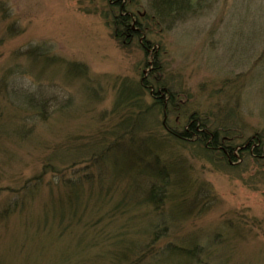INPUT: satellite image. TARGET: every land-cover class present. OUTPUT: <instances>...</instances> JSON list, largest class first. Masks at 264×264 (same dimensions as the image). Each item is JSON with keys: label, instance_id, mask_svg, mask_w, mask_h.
I'll list each match as a JSON object with an SVG mask.
<instances>
[{"label": "rangeland", "instance_id": "1", "mask_svg": "<svg viewBox=\"0 0 264 264\" xmlns=\"http://www.w3.org/2000/svg\"><path fill=\"white\" fill-rule=\"evenodd\" d=\"M110 1L0 0V264H56L78 242L105 248L101 235L141 242L154 252L147 264H264V160L226 163L194 138L173 139L148 89L145 124L120 136L136 108L116 102L122 84L150 78L158 53L178 110L165 114L169 128L195 114L210 130L234 125L237 145L264 138V0H200L163 20L156 0H121L142 31L128 36H115ZM33 46L46 55H29ZM26 92L46 101L47 116L23 107ZM150 186H160L152 200ZM53 202L73 208L60 237L34 221ZM167 244L196 257L156 262Z\"/></svg>", "mask_w": 264, "mask_h": 264}, {"label": "trees", "instance_id": "2", "mask_svg": "<svg viewBox=\"0 0 264 264\" xmlns=\"http://www.w3.org/2000/svg\"><path fill=\"white\" fill-rule=\"evenodd\" d=\"M158 7H153L152 11L154 12L153 15L158 20L163 19H170L175 18L178 15H181L183 12H188L191 9H193L194 6L198 5L200 3V0H156ZM110 4L112 8H116V13L113 15V26H114V34L115 36H128V35H140L142 34V31L140 28H137L136 26L131 24L132 17L130 13L126 10L125 4L122 3L121 0H111ZM151 5V4H150ZM152 6V5H151ZM140 33V34H139ZM40 46H33L30 47L27 50V53L31 56L37 57L38 55H46L44 51L45 48H39ZM142 47L148 51V45L143 44ZM158 53H154V58L151 62V72H150V78H142L135 86H130L127 84H122L118 90L117 93V100L116 102L125 106H132L136 108V112L134 116H129L123 122L120 124L122 125L120 130L122 131V134L124 132L130 133L133 132L134 129H140L145 124V117L147 115V111L150 109L148 107L143 108L142 101H140V93H142L145 89H148L152 94L153 104L156 107H160L163 111L164 117L162 120V124L164 129L167 131V133L175 140L181 141V142H188L191 141V138H194L196 140V143L200 144L202 146V149L206 151V153L211 154L213 151H217L220 155L223 156L226 163H232L240 158H246L247 160H252L255 162H259L260 166L263 160H264V138L261 135L254 134L250 137H248L246 140L241 142V144L233 143L232 136L230 131H234V125H222L218 124L216 126H220L215 128L214 130H210L206 127L204 124L205 122H202L195 114H191L188 116V119L186 121V126L181 129V131H174L172 128H169V126L166 125L165 122V114L168 111H178L176 108V100L175 95L171 88L169 86H166V80L163 78L161 79V73L163 71L162 65L157 59ZM48 59V58H46ZM148 66V63L146 64ZM70 71H73V73L79 74L84 71V67L81 66V64H75L71 63ZM69 72V71H68ZM158 94V95H157ZM162 94L164 96L162 97ZM16 95V92L14 93ZM23 107H26L29 111L33 112L34 116L37 117H45L49 112L47 113L45 100L41 99L40 96H38V93L35 92H29V93H21L18 94ZM167 97V102L164 101V97ZM38 96V97H36ZM38 98V99H37ZM14 104L17 107H21V105L18 104V102H14ZM231 110V109H229ZM227 110V111H229ZM228 114V113H227ZM229 116L230 112H229ZM228 116V117H229ZM133 117V118H131ZM216 124V123H215ZM127 135V134H126ZM144 152H140L142 154ZM134 157V154H133ZM140 160H142V157L137 155V161L140 163ZM137 164V163H136ZM144 166H142L143 168ZM149 167V166H148ZM264 176V166L261 167V172ZM147 174L146 171L140 170V175ZM150 175V174H149ZM159 176H162V174L159 172ZM144 176V175H143ZM151 176V175H150ZM145 177V176H144ZM163 177V176H162ZM155 186H150L148 188V195L149 198L154 199V194L158 192L157 189H160V186H156L158 188H154ZM72 188V187H71ZM154 193V194H153ZM65 198L69 202L68 204H71V199H69V194L65 193ZM151 199V200H152ZM150 200V201H151ZM21 203V202H20ZM26 205V202L22 200V203L20 205L18 204H11L7 207V213L10 215L16 213V211H20V208L23 210ZM48 213L43 214L41 219L38 221L34 220L36 224L40 227H44V231L50 235L53 236L54 233L57 234L59 231L62 230V224L63 220H68L69 217L67 215L72 214V207L67 206L65 203H51L49 205ZM42 225H41V224ZM40 224V225H39ZM35 229V226H34ZM37 229V228H36ZM59 230V231H57ZM38 231V229L36 230ZM36 237V236H35ZM60 237V236H59ZM107 237V236H106ZM118 237L114 235L113 237L110 236L107 239L105 237L103 238L101 235V239H103V244H105V248L102 247V249H95L94 244L91 245V241L88 240L89 243H87L85 246H80V243L78 242V246L75 247L74 251H72L71 256L69 258H64L62 261L57 262L56 264H92L97 263L99 260L104 261V264H147L149 259L146 258L149 254L151 257L153 256L154 252L152 253L149 251L146 253V246L142 244L141 242L137 240H129L126 243H122V240H120ZM55 240V239H54ZM111 240V241H110ZM39 249L38 251L42 253L44 250L45 253L46 250L51 251V249L45 250V248L40 246V242H38ZM95 243V242H93ZM103 246V245H102ZM117 246V248H115ZM119 246V247H118ZM87 249V256L83 257L84 255V249ZM90 248L92 251H95L96 253H93L92 251L88 250ZM24 250L21 249L19 252H22ZM193 250L177 247L176 245L167 244L164 247L163 253L160 254V256H155L156 262H162L161 257L164 256L167 260H176L177 257L184 260H192L194 257H196V253H194ZM154 257V256H153ZM146 258V259H145ZM155 260V259H154ZM52 261V260H51ZM147 261V262H146ZM152 261V259H151ZM53 262V261H52Z\"/></svg>", "mask_w": 264, "mask_h": 264}]
</instances>
